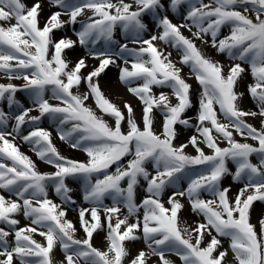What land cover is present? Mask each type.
Returning a JSON list of instances; mask_svg holds the SVG:
<instances>
[{
    "label": "snow or ice",
    "instance_id": "snow-or-ice-1",
    "mask_svg": "<svg viewBox=\"0 0 264 264\" xmlns=\"http://www.w3.org/2000/svg\"><path fill=\"white\" fill-rule=\"evenodd\" d=\"M47 5L58 10L44 14L43 0H0V73L23 81L0 83V102L9 109L0 108V264H55L57 245L64 254L61 264H125L126 242L141 238L148 251H139L128 264H149L151 256L174 264L168 254L182 264H228L229 252L235 264H264V214L258 229L251 222L254 203L264 202V0H47ZM86 10L91 15L81 19ZM170 13H179L182 23H174ZM149 16L151 26L145 22ZM117 29L126 42L115 38ZM60 30L72 31L76 39L57 36ZM157 41L175 49L179 60ZM195 41L232 63L210 58ZM77 45L86 55L70 60ZM89 59L98 64L89 67ZM178 64L189 68L187 77ZM110 66L119 69V81L140 102L139 121L130 102L122 110L101 90L99 77ZM246 72L256 110L240 107L244 92L237 86ZM189 79L199 85L195 118L186 116L193 107ZM17 92H27L31 106L16 99ZM90 97L101 115L87 104ZM155 112L162 117L159 132ZM257 116L260 129L246 120ZM45 118L61 141L87 159L62 155L41 126ZM177 125L195 134L177 145ZM17 138L54 171H39ZM189 146L195 155L186 151ZM125 157L130 159L122 163ZM228 177L242 185L235 196L223 184ZM69 178L82 181L88 205L77 208L82 239L67 218V205L77 204ZM141 180L146 195L138 203ZM50 188L61 204L48 198ZM183 200L202 217L194 226H181ZM121 205L127 210L122 218ZM20 214L29 224L20 226ZM105 229L107 250H100L92 239ZM220 238L229 241L228 248Z\"/></svg>",
    "mask_w": 264,
    "mask_h": 264
},
{
    "label": "rangeland",
    "instance_id": "rangeland-1",
    "mask_svg": "<svg viewBox=\"0 0 264 264\" xmlns=\"http://www.w3.org/2000/svg\"><path fill=\"white\" fill-rule=\"evenodd\" d=\"M26 3H31L32 0H25ZM44 4H45V10H44V14H48L51 11H56L58 9L56 8H51L47 5V0H43ZM205 2H209V0H205ZM91 15V12L87 11L85 12V16L82 17L81 19H86L87 16ZM254 15V14H253ZM43 16V14H42ZM169 18L173 20L174 23H182V19L179 13H170ZM64 19H67V17H64ZM145 22L148 23L150 26L153 24V20L152 18L149 17H145ZM77 28H79V24H77L76 26ZM183 34L185 36L191 37V33L189 31H187L186 29H181ZM154 31V29H153ZM193 31H195V29H193ZM223 33H227V29H223L222 30ZM56 35H67L70 36L72 39H76V36L73 34L72 31H64V30H60L56 32ZM120 43H124L126 42L122 32L120 29H117L116 32V37H115ZM197 46L205 53V55L209 56L210 58L214 59V60H218L221 63L227 65L229 63H232V61H230L226 55L224 54H219L216 52L215 49H212L211 47L207 46V45H203L201 44L200 41H195ZM157 47L161 48L165 51H171L172 52V57L171 59L173 61H178L179 60V53L163 44L160 41L156 42ZM130 47H133L134 45L129 44ZM86 55V50L79 47V45H77L76 49L71 50L68 54V58L70 60L75 61L76 59L85 56ZM89 67H91L94 64H98V61L96 60H92L89 59L88 61ZM179 67L183 68V72L182 75L184 76H188L189 73V68L183 65H179ZM247 68V65H244ZM85 73L87 72L86 70H83ZM225 71H227V68H225ZM119 69L115 66H110L109 69L106 70V72L104 74H102L99 77V84L101 87V90L104 92L105 96L112 101L113 103L117 104L118 106H120L122 108L124 102H130L135 110V114L136 117L139 121L140 119V115H141V104L140 102L133 97L130 93H128L127 88L125 85H123L120 81H119ZM13 83L16 85H22L23 81L22 80H11L9 81L3 73H0V83ZM189 83L193 84V95H192V101H193V107L191 109H189L186 113V116L188 117H192L195 118L197 115V111L199 108V104H198V92H199V85L195 82L194 79H189L188 80ZM252 77L250 75V73L246 72L244 74L243 79L241 80L240 84H238L237 86V91L238 92H244V97L242 98L241 102H240V107L244 110H256V103L255 101L250 97V95L247 92V88L246 85L252 83ZM86 89V85L84 83H82L79 86V91L81 93L85 92ZM165 91V92H170V89H154V91L159 92V91ZM73 91H77V89H73ZM16 99L20 100L21 103L24 104L25 107H29L31 106L30 104V97L28 96L27 92H17L16 93ZM51 103H58L57 101H50ZM173 103H175V100H173ZM87 104L92 107V109L94 111H96L97 115H101V113L99 112L98 109H96L95 103L94 101L91 99V97L89 98V100L87 101ZM0 108H4V110L7 112L9 111V109L6 106V102H0ZM123 110V108H122ZM32 115H38L37 112H33ZM104 119L107 120L109 122V124H113V120L111 117L109 116H104ZM155 119H156V123H155V129L157 132L160 131V126H161V122H162V117L160 116L159 112H155ZM261 117L257 116V117H247L246 120L248 123L252 124L254 127H256L257 129L261 128ZM221 121L223 122V118L221 117ZM193 123H195V119H193L192 121ZM11 125V122H10ZM41 126L48 129L51 133H52V139H53V143L57 146V148L59 149V151L61 152L62 155L71 158V159H76V160H81L84 161L87 159L86 154L78 149H72L67 143H65L64 141H61L58 138L57 135V131L55 126L52 124V122L50 120H48L47 118H45L42 122H41ZM142 126V125H141ZM177 129L179 134L178 139L175 141V143L177 145L181 144V143H185L187 142V138L193 134H195V130L194 129H189V128H184L183 126L177 125ZM9 130H10V126H9ZM125 130H126V126H125ZM26 134V133H25ZM234 137L237 140H240L241 142H245L238 134L234 133ZM246 142L248 143H255L252 140H247ZM16 143L19 145L21 152L27 154L28 156L31 157V159L33 161H35L37 168L39 171L41 172H52L54 171V169L39 160V158L30 150V145L25 144L22 140H20L19 138H17ZM202 147H204L203 145H201ZM221 147L227 146L226 143H222L220 145ZM206 154H210V150H208L206 147L204 148ZM186 151L189 154H193L195 155V151L194 149L189 146ZM130 159V157H125L124 160L122 161V163H126V161ZM253 163H257V160L255 157H252ZM229 167L232 168L234 170V166L229 163ZM112 171L115 170V166H113V168L111 169ZM149 171L153 172L154 174V170L152 169V167L149 165ZM66 183L68 184V186L73 190L72 191V195L73 197L76 199L77 204L76 205H67L68 207V216L67 218L70 219L77 228V238H84V233L82 231V229L80 228L79 222H78V212H77V208L78 207H87L88 205L83 201L82 196H83V184L82 181L80 180H74L69 178L68 180H66ZM224 186H231V193L230 196H235L238 188H240L242 185L239 183H235L231 180L230 177L226 178L223 181ZM126 186V185H124ZM145 187H146V183L141 180V184L140 186L137 188V202L139 203L143 197L146 195L145 193ZM49 199H52L55 203L57 204H61V200L58 196H56V194L54 193V191L50 188L49 189ZM205 199L210 198L209 196L205 195L204 196ZM164 199H167V195H165ZM185 204V209L181 212L180 216H181V226H194L195 223L199 220H202V217H199L193 213H191L189 205L187 200H183L182 201ZM111 200L110 199H106L105 200V204L106 205H111ZM167 206V205H166ZM143 210H141L142 212ZM262 214H264V202H260L257 201L254 203L253 205V211L251 213V222L253 224L257 225V229L259 228L258 225V220L261 218ZM127 215V210L123 207V205H121V213L120 216L121 218ZM17 219L20 220V226H25L27 224H29V221L24 219L23 215L20 214L16 217ZM135 218L134 217H130V222H132ZM113 223H115V219H113ZM2 226V225H0ZM139 234V233H138ZM213 235H215V232L213 231ZM106 236V229L105 231H98L97 233H94L93 235V239H92V243L95 247H97L100 250H107V241L105 239ZM34 239H36L37 241L41 242V243H45L44 239L38 235L34 236ZM223 242V246L224 248H228L229 246V241L225 238H220ZM9 240H12V237H9ZM210 240V237L205 236V243ZM126 247L129 250L130 255L126 258L125 260V264H128V262L136 255L138 254L139 251L143 250V251H148L147 249V245L144 243L143 239L141 238L140 240H137L135 242H126ZM53 259L55 261V264H61V261L64 260V254L62 252V250L60 249L59 245L56 246V248L54 249L53 253ZM169 259L174 261V264H182V262L179 260L178 257H175L174 255L168 254ZM149 264H160L158 257L156 256H151V259L149 260ZM228 264H235V261L233 260V256L232 253L229 252V256H228Z\"/></svg>",
    "mask_w": 264,
    "mask_h": 264
}]
</instances>
